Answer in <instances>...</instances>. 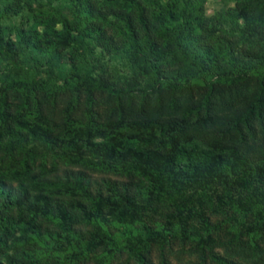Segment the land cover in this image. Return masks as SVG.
Masks as SVG:
<instances>
[{
  "label": "trees",
  "instance_id": "trees-1",
  "mask_svg": "<svg viewBox=\"0 0 264 264\" xmlns=\"http://www.w3.org/2000/svg\"><path fill=\"white\" fill-rule=\"evenodd\" d=\"M214 19L197 0H0V264H64L65 243L81 264L119 247L110 223L142 225L118 249L137 264H171L177 240L264 264V0ZM60 161L128 181L93 190Z\"/></svg>",
  "mask_w": 264,
  "mask_h": 264
},
{
  "label": "rangeland",
  "instance_id": "rangeland-1",
  "mask_svg": "<svg viewBox=\"0 0 264 264\" xmlns=\"http://www.w3.org/2000/svg\"><path fill=\"white\" fill-rule=\"evenodd\" d=\"M61 0H55V3H60ZM201 3L203 7V15L207 19L215 18L218 19L225 14H227L230 7L234 6L235 0H197ZM214 19V20H215ZM201 32L197 29V33ZM110 56H106L104 58L105 61L109 60ZM119 61V60H118ZM108 69H114V66H105ZM122 66H119L118 69H120ZM125 72L124 66L122 67V74ZM111 72H106L105 76L110 75ZM212 76L211 73H207L204 77H200L203 81V78L206 80L210 79ZM112 78V77H111ZM134 83L136 85L135 89L139 90L140 88L145 87V83L142 81H138L140 79L133 78ZM204 80V81H206ZM154 84L152 83V86ZM60 114L58 110V115ZM57 115V116H58ZM59 170L54 172L53 174H60L63 175L66 170H73L77 171L79 169L84 170V172L87 173L88 177L91 180L92 189H96L97 187L102 186L104 187L103 181L104 179H111L115 180L118 183L126 182L128 181V178L126 176H123L118 173L110 172V171H102L98 169H88L85 167H79L74 165H67L63 162H59ZM214 216L213 218H215ZM165 218L158 216L155 219L154 227L160 228L162 225H166ZM109 227L111 233L114 234V237L116 239L117 245L123 249V246L127 240V236L129 232H132L134 234H143V228L141 224H135V225H128L124 226L118 223H110L107 225ZM83 230H87L90 228V225H83L80 226ZM43 246V245H41ZM117 249H111V247H101L100 249L92 252H87L82 256L81 264H137V260L129 254L126 249L124 250H118ZM220 251L221 249H217ZM72 252V247L70 244L65 243L62 248L60 247H54L52 249V254L60 261L64 262V264H71L69 263V259L66 258V256ZM166 254L167 258L171 262V264H199V261L197 259V256L191 252V249L189 245H185L181 240L173 241V243L170 246H166ZM152 260L155 262V264H159L161 261V250L158 247L153 248L152 250ZM53 257L52 260H56V258ZM100 261V262H98ZM47 262H52L47 261ZM53 263V262H52ZM50 264V263H48Z\"/></svg>",
  "mask_w": 264,
  "mask_h": 264
}]
</instances>
